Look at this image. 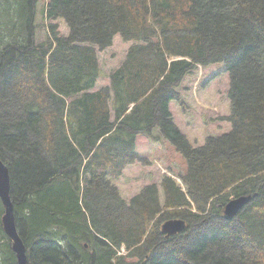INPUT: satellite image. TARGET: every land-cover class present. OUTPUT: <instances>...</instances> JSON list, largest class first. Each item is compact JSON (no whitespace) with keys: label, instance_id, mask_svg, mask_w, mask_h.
<instances>
[{"label":"trees","instance_id":"obj_1","mask_svg":"<svg viewBox=\"0 0 264 264\" xmlns=\"http://www.w3.org/2000/svg\"><path fill=\"white\" fill-rule=\"evenodd\" d=\"M37 3L0 0V158L29 264H264V0H48L44 16L70 34L40 44ZM116 35L136 44L93 92L96 47ZM218 64L232 131L194 148L170 104L184 106L197 67ZM140 135L187 162L183 187L163 177V202L155 184L127 203L111 182L144 163ZM244 196L254 199L224 220ZM4 213L0 200V264H17ZM172 219L187 228L167 238Z\"/></svg>","mask_w":264,"mask_h":264},{"label":"rangeland","instance_id":"obj_2","mask_svg":"<svg viewBox=\"0 0 264 264\" xmlns=\"http://www.w3.org/2000/svg\"><path fill=\"white\" fill-rule=\"evenodd\" d=\"M47 4L48 0H38L37 3V44L44 42L47 36L53 34V30L62 37L70 34L63 19L49 21L44 16ZM135 44L125 42L120 35H116L110 47L103 50L96 47L100 77L93 92L110 86L111 74L122 66L129 49ZM223 70L222 64L197 67L179 89L184 106L181 107L176 102L170 104L174 123L194 148L203 147L209 137H220L232 131L229 120L231 103L228 97L230 80L228 73ZM138 148L141 153H146L147 158H142L144 163L137 162L126 168L119 179H111L127 203L149 185L161 187L164 176L172 177L183 187L180 177L187 173V162L171 143L164 141L159 145H147L146 142H141ZM159 191L163 202V191Z\"/></svg>","mask_w":264,"mask_h":264},{"label":"water","instance_id":"obj_3","mask_svg":"<svg viewBox=\"0 0 264 264\" xmlns=\"http://www.w3.org/2000/svg\"><path fill=\"white\" fill-rule=\"evenodd\" d=\"M11 174L9 167L0 158V200L4 206L2 223L6 235L12 242V249L16 255L18 264H28L27 249L17 230L15 205L11 197ZM254 199V196H244L231 200L224 208V220L232 221ZM187 223L181 219L166 221L161 232L170 238L184 232Z\"/></svg>","mask_w":264,"mask_h":264},{"label":"crops","instance_id":"obj_4","mask_svg":"<svg viewBox=\"0 0 264 264\" xmlns=\"http://www.w3.org/2000/svg\"><path fill=\"white\" fill-rule=\"evenodd\" d=\"M95 91H96V90H95ZM164 141H166V140H163V142H164ZM141 142H146L147 145H159V144H161V143H156V142L151 141V140H150L149 138H147L146 136H142V135L138 136V137H137V141H136L137 152H138L139 156H140L141 158H144V159L147 158L146 153H145V154H144V153H141V152L139 151V148H138V145H139V143H141ZM129 167H130V166H129ZM127 168H128V167H127ZM159 190H162V188L159 187Z\"/></svg>","mask_w":264,"mask_h":264},{"label":"built area","instance_id":"obj_5","mask_svg":"<svg viewBox=\"0 0 264 264\" xmlns=\"http://www.w3.org/2000/svg\"><path fill=\"white\" fill-rule=\"evenodd\" d=\"M122 253H125V249H124V248L121 250V254H122Z\"/></svg>","mask_w":264,"mask_h":264},{"label":"bare ground","instance_id":"obj_6","mask_svg":"<svg viewBox=\"0 0 264 264\" xmlns=\"http://www.w3.org/2000/svg\"><path fill=\"white\" fill-rule=\"evenodd\" d=\"M4 228V227H3ZM4 233H5V231H4ZM8 237V236H7ZM9 238V237H8ZM17 264H18V262H17ZM28 264H29V260H28Z\"/></svg>","mask_w":264,"mask_h":264}]
</instances>
